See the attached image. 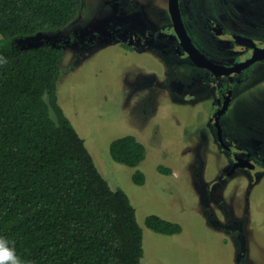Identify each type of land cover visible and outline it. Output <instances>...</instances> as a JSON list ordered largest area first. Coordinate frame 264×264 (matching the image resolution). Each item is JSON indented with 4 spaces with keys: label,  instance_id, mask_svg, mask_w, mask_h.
<instances>
[{
    "label": "rangeland",
    "instance_id": "1",
    "mask_svg": "<svg viewBox=\"0 0 264 264\" xmlns=\"http://www.w3.org/2000/svg\"><path fill=\"white\" fill-rule=\"evenodd\" d=\"M168 1L84 0L71 27L19 39L16 45L63 44L74 26L83 35L115 27L143 31L139 19L148 28L162 27ZM190 1L184 0V7ZM238 1L244 0L230 6ZM181 13L198 50L223 67L222 73L184 55L178 58L169 48L142 51L122 41H101L83 51L81 43H71L57 83L59 103L110 186L125 191L136 209L144 233L142 264H264V61L234 68L238 60L239 65L248 62L242 60L247 53L208 32L193 9ZM240 18L242 32L255 26L264 38V12L248 27L243 26L247 16ZM226 88L234 95L220 124L231 151L219 144L213 125L217 94ZM126 135H135L147 148L137 169L110 154L112 141ZM242 153L256 160L257 169L239 168L229 175ZM161 165L173 173L162 174ZM136 170L145 174L144 185L134 182ZM150 216L180 223L183 231L156 233L146 226Z\"/></svg>",
    "mask_w": 264,
    "mask_h": 264
},
{
    "label": "trees",
    "instance_id": "2",
    "mask_svg": "<svg viewBox=\"0 0 264 264\" xmlns=\"http://www.w3.org/2000/svg\"><path fill=\"white\" fill-rule=\"evenodd\" d=\"M83 1L0 0V237L24 264H142L145 255L129 196L110 186L59 103L65 45H16L63 31ZM110 154L137 169L147 148L126 135L112 141ZM133 180L144 185L146 176L136 170ZM146 226L163 235L183 231L157 216Z\"/></svg>",
    "mask_w": 264,
    "mask_h": 264
},
{
    "label": "flooded vegetation",
    "instance_id": "3",
    "mask_svg": "<svg viewBox=\"0 0 264 264\" xmlns=\"http://www.w3.org/2000/svg\"><path fill=\"white\" fill-rule=\"evenodd\" d=\"M169 1L167 4V11H168L167 15L169 22L167 20L165 26L163 25L162 27L156 28L154 24H152V26L148 28L146 26L147 24L144 23L141 19H139L137 21V24L139 27H143L144 29L143 31L145 32H143L142 30L141 31L137 30L139 32L130 31L125 33L121 31L118 27H115L113 30L108 29L107 32L105 33H100V34L87 33L85 35L82 34L83 29L81 27L74 26L72 28H69V32L71 33L67 36L65 41H63L64 42L63 45L65 44L64 48L69 47L71 43H73V45L75 46L78 43H81L83 46L82 50L89 51L90 47L97 42L122 41L124 42L123 43L124 46L130 47V44L131 45L134 44L133 47L135 49H139L142 51L150 47L169 48L172 55H178V58L179 56L184 55L191 60V58L189 57V53L185 50L184 44H182V40L177 33L176 25L171 15ZM263 1L264 0H244L243 2L238 1L234 3L233 7L230 6L233 0H210V1L191 0L190 5L189 6L186 5L185 7H184V0H179V4L181 6L182 11H184V9L186 10L193 9V11L195 12L194 14H198L200 16L199 18L200 21L204 25H206V30L208 32L213 33L215 36L226 38L227 41H229V43L232 44V46H237V45L240 46L242 48V51L247 53L246 56L243 57L242 59L243 61L244 60L251 61L252 59H255V57L259 56L258 53L260 49H264V38L259 36L258 34L259 32H257L255 26L251 27L250 28L251 30H248L247 32H242L240 30L241 26H239L237 22L241 20L240 18L241 15H243L244 18L246 15L247 18L244 19L245 22L243 26L248 27L252 17L255 18L257 14L264 12V6H258L259 4H263ZM226 13L232 15H227ZM236 15H240V16H236ZM182 17L184 19L183 13H182ZM187 28L188 27H186V29ZM203 30H205V28ZM171 31H173V33H171ZM189 35L191 36L190 33ZM86 41H90L91 43H88ZM192 41L197 47L193 38ZM86 46H88V49H86ZM262 61H264V59L255 60L252 63H250L249 66H251L252 64H257ZM240 62L241 61L238 60L234 64L238 65L236 63L240 64ZM243 69L245 68L242 67L240 68V70ZM233 95L234 94L232 90L228 88L224 89V91L217 94L216 104H218V110L213 120L214 129L216 131V137L219 140V144L221 146H224L228 151H231L233 144H231V147L228 146L226 144L227 139H225L224 136H223V141H221L218 134V127L216 126V117L218 116L219 111H221L224 107L226 106H228V108L230 107V104L232 103ZM238 160H240L239 164H245L246 167L238 166L237 168H235V170H233L234 165ZM246 160L251 162L254 165V167L253 168L249 167L248 163H246ZM257 167L258 166L255 159L251 158L249 155H244L242 153V155L236 156L234 158V162L232 164L233 171L231 170L229 172V175L234 174L236 170H238L239 168H244L245 170L254 171L257 169Z\"/></svg>",
    "mask_w": 264,
    "mask_h": 264
},
{
    "label": "water",
    "instance_id": "4",
    "mask_svg": "<svg viewBox=\"0 0 264 264\" xmlns=\"http://www.w3.org/2000/svg\"><path fill=\"white\" fill-rule=\"evenodd\" d=\"M170 11H171V15L174 19L175 25H176V30L178 35L180 36L181 40H182V44H184L185 50L189 53V57L191 58L192 61H194V63H196L197 65L201 66V67H206V68H210L212 70H214L217 73H222L223 72V67L215 64V63H211L209 62L204 56L203 54L198 50V48L195 46L194 42L192 41L191 36L189 35L183 17H182V13L180 10V4H179V0H170ZM259 56L255 57V59H252L251 61H248L246 64L244 65H235L234 68L240 70L241 67L245 68L247 66H249L250 63H252L255 60H261L264 59V49H260ZM241 66V67H239ZM233 73V72H232ZM228 106L224 107L221 111H219L218 116L216 117V126L218 127V134L219 137L221 139V141H223V134H222V127L220 124V119L221 116L227 111ZM238 160L235 165L233 170H235V168H237L238 166H245V164H239ZM246 163H248L249 167H254V165L249 162L248 160H246ZM232 170V171H233Z\"/></svg>",
    "mask_w": 264,
    "mask_h": 264
},
{
    "label": "clouds",
    "instance_id": "5",
    "mask_svg": "<svg viewBox=\"0 0 264 264\" xmlns=\"http://www.w3.org/2000/svg\"><path fill=\"white\" fill-rule=\"evenodd\" d=\"M0 264H24L14 245H10L8 239L3 237H0Z\"/></svg>",
    "mask_w": 264,
    "mask_h": 264
}]
</instances>
